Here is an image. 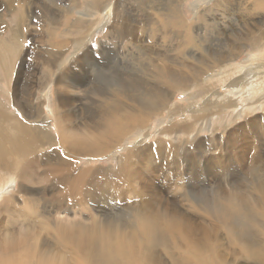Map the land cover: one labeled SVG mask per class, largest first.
Instances as JSON below:
<instances>
[{"label":"rangeland","instance_id":"1","mask_svg":"<svg viewBox=\"0 0 264 264\" xmlns=\"http://www.w3.org/2000/svg\"><path fill=\"white\" fill-rule=\"evenodd\" d=\"M69 1L0 0V151L10 152L0 159V242L37 235L49 243L61 223L80 226L90 210L122 224L120 214L134 202L196 221L209 208L221 212L235 195L250 210L264 204L252 184L264 181V117L254 119L264 113V91L249 97L233 87L254 84L264 71V23L253 22L257 1ZM133 113L145 121H133L120 136L105 133L113 116ZM17 126L21 136L12 133ZM26 127L42 138L37 148H20ZM100 141L103 150H83L82 143ZM125 165L142 175L136 187L157 192L156 200L140 199L124 179L117 199L94 187L80 198L70 193L77 171L112 176ZM21 167L27 175L16 172Z\"/></svg>","mask_w":264,"mask_h":264},{"label":"bare ground","instance_id":"2","mask_svg":"<svg viewBox=\"0 0 264 264\" xmlns=\"http://www.w3.org/2000/svg\"><path fill=\"white\" fill-rule=\"evenodd\" d=\"M93 1H95V0H93ZM256 1H257V4L256 5L254 4V6H256L254 8L258 12L253 14V15H255V19L253 22L255 23V25H256L257 21H259L258 24H263L264 22L261 21L262 19H264L263 0H256ZM69 2H71V1H69ZM10 4H11V2H10ZM70 6H71V4H70ZM255 9L253 11H255ZM23 18L24 17L21 16L20 20H22ZM256 19H257V21H256ZM251 27H253V26H251ZM253 29L257 30L258 27H254ZM261 37H258V40H259V38L261 39ZM254 43H256V42H254ZM49 44L51 45V43H49ZM254 46H255V44H254ZM47 52H49V51H47ZM176 52H177V50H176ZM229 52L232 53V51H229ZM263 53H264V51L261 52V54H263ZM52 55H53V53H52ZM55 56L53 58H55ZM59 57H60V55H59ZM262 60L263 59L260 58V59H256V60H252V61L259 63ZM253 66L254 65H252V67ZM257 67L260 68L259 64H257ZM254 69H255V67H254ZM159 72L160 71H158L156 73H159ZM164 72H161V74H159V77L162 80H165L166 78H168L167 77L168 74H165ZM260 74H262V75L259 76L258 78L256 77L257 79H255L254 84L245 85V83H240L238 85H234L233 87L238 88V90H239V91L237 90L238 92L236 91V93L237 94H240L242 92L244 94L247 93V95L249 97H255L257 95H260L261 89H263V91H264V88H262V86H264V71ZM157 81H159V80H157ZM175 81L176 80H174V79L171 80V82H173V83H175ZM176 84H177V82H176ZM251 87L254 88V90L250 91L249 89ZM70 90H72L71 87H70ZM59 91L61 92V90H59ZM253 91L255 92L254 95L251 94ZM155 92H157V91L155 90ZM162 92H159V93H162ZM152 94H154V93H152ZM163 94H164V92H163ZM154 96H157L156 93H155V95H152V99L154 98ZM62 101H63V99H62ZM128 102H129V100H128ZM43 104H44V102H43ZM159 109H161V108H159ZM113 113H115V112H113ZM248 115H250V113H248ZM142 116H143L142 113H141V115L136 114V113L128 114L126 117H123L121 119H117L116 116H113L110 119L112 121L109 122V123H111V125L110 126L108 125L109 128H107L105 130V133L108 135H111V136H115V137L120 136V135L124 134V132L127 129V126L130 127L133 124V121H138V120L139 121H142V120L145 121V115H144L143 119H142ZM146 116H150V114H146ZM262 117H264V113H262L258 116H255L254 119H258V121H259V119ZM254 119H248L247 121L246 120L245 121L247 122V125L249 123L252 125H255ZM70 123H72V122H70ZM93 123H95V122H93ZM2 124H3V120L0 118V125H2ZM64 126H65V124H64ZM69 126L71 127L72 124ZM253 127H255V126H253ZM94 128H96V127H94ZM250 128H252V127H250ZM64 129L65 128H63V131H64ZM82 129H84V128H82ZM66 130H68V128H66ZM72 130L74 131V129H72ZM78 130H80V129H78ZM68 132H69V130H68ZM74 132H76V131H74ZM74 132H72V133H74ZM87 132H89V131H87ZM12 133H14V135L21 136V132H20V129L18 128V126L16 127V131L15 132L13 131ZM26 133L27 134L25 135V137L22 141L23 145H20V148H22V149L25 148L24 145L29 146L31 148H37V146H38V144H40L42 138H41V140H39L38 137H36L37 136L36 134H38V133L35 134L28 127H26ZM76 134L79 135L78 132ZM246 134H248V132ZM81 135H83V133ZM141 136L143 138L147 137L145 134L141 135ZM71 137L73 138L74 136L72 135ZM71 137H70V139H69V137L67 138V136L64 137V138H66L65 140L69 141V142L67 141L68 144L71 143L70 141H72ZM79 138H81V136ZM84 138H88V137H84ZM82 139H83V136H82ZM88 139H90V137ZM101 139H103V138H101ZM112 139H115V138L113 137ZM117 139H119V138H117ZM196 139H197V137L194 136L193 140L188 139L189 141H187V142L192 143ZM98 140H100V139H98ZM86 141H87V139H86ZM101 141L97 144H95L96 143L95 141H93V142H95L94 144L82 143L83 147L86 146L85 148H83V150L84 151L87 150L86 152H90L91 154L94 152L101 151L104 149V148H101V146H102ZM108 141H110V140H108ZM3 142L7 143L6 138L3 139ZM140 143H142V141H140L139 144ZM249 144H250V142H249ZM249 144H247V145H249ZM254 144L255 143H253V145ZM69 146H72V145L70 144ZM71 149H72V147H71ZM74 150H77V149H74ZM24 152L25 151H23V153ZM82 153L84 154V152H82ZM9 154H10V152L8 151V148L1 150L0 151V159L4 161L5 157L8 156ZM77 155H78V153H77ZM14 156H17V155L14 154ZM143 156H147V155L145 154ZM235 156H238V155L235 154ZM235 156H234L235 160H240V158H237ZM16 160H17V158H16ZM130 160L132 162L133 158L130 157ZM143 161H144V159H143ZM146 161H148V160H146ZM30 162H31L30 159H29V162H27L25 164L22 163V161H21L19 166H21L23 164L26 166ZM130 165H132V163ZM70 166H71V164L69 165V167ZM14 167L15 166L12 163V165L9 167V169L12 171L14 169ZM136 167H137V165H136ZM56 168L58 171V167H56ZM16 169L17 168H15V170ZM60 169H63V168H60ZM131 169H133V168H131ZM131 171H133V172H131ZM16 172L17 173L21 172L23 175L24 174L27 175L26 173L28 172V167H26V168L21 167L20 170H18V171L16 170ZM100 172L96 168L90 169V170H85L82 172L77 171L76 175L73 176V178H72L73 181L69 184L70 185V193L74 197L80 198L81 195L78 193H81L83 191L85 192V190H87L89 187H94L98 191H101L102 192L101 194L107 192L106 194L117 199V198L121 197V194L118 193L117 189H119V188L123 189V188H121L123 186L119 187V182H120V180L124 179V181H123L124 186L125 185L131 186L133 193L136 196L140 197V199H144V198L146 199L147 195L149 196L150 199H153L155 196L157 197V192H155V191L150 193L147 190L145 191L142 187H141L142 189L138 188V186H139L138 183H139V179H140L139 177L142 175H140L138 173L136 174L135 170H129L128 166L123 167L122 169H119L118 172L114 173L112 176H110V174H107V173L104 174L105 172H102V171H100ZM139 172H141V174H142L141 170H139ZM98 177H99L100 181L96 180V178H98ZM147 177H149V176H147ZM141 179H143V178L141 177ZM146 183H144V185H146ZM137 184H138V186L136 187ZM252 184H253L254 189L255 190L257 189V191H258L257 195H255L256 199L257 200H260V199L264 200V181H262V183H256V182L253 183L252 182ZM129 190H131V189H129ZM148 190H149V188H148ZM142 191H145L144 192L145 197L143 196ZM86 193H90V192L88 191ZM135 195H133V196L136 197ZM85 197L87 198V195H85ZM208 198H209V196H208ZM247 198L249 200L252 199L249 197H247ZM130 200H132V199L130 198ZM147 200L148 199H146L144 201L147 202ZM200 200H202V199H200ZM242 200H240L239 195L232 196L231 198L227 199L228 204H227V206L222 207L223 210H221V212L214 211L213 209L209 208L207 211L208 217L200 216V218H201L200 221H196L192 218H188V216L184 217L183 215L174 216L171 214L172 213L171 211H165V210L161 209L160 207L154 208V206L153 207L151 206V208H150L149 206H147V207L137 206L138 208H136V204H134L135 202L132 203L133 201L131 203L135 207H133V209H130V210L126 209L125 211H123L125 213L120 214L121 218H124V217L126 218V220L124 219L125 221H123L122 224H119L118 222H109L106 215L102 214L101 212L99 213L96 210H92V211L90 210V211H88L86 216H83L82 223L80 224V226L72 225V224L66 225V224L61 223L58 226V228L55 227L57 229H54V227H52V228L50 227L49 229H52V230L54 229L56 231L53 230L55 232V234L49 233V235H51V237L55 239L54 241H51L49 243L41 244L39 236H37V235L29 236L28 234H27L28 235L27 237L21 236L20 238H17L16 240L7 239L5 241L0 242V264H246V263H243L240 261L242 259H245V260L249 259L253 262H258V263L264 264V204H260V206H257L253 210H250L249 208H244L242 206V204H241ZM213 201H214V199H213ZM80 204H82V203H80ZM191 209H193V208H191ZM197 210H198V208H197ZM187 211L189 213H191L190 210H187ZM187 211H185V212L187 213ZM193 211H194V209H193ZM169 212H171V213L169 214ZM199 213L200 212H198V214ZM178 215H180V214H178ZM122 216H124V217H122ZM83 219H86V221L83 222ZM60 222H65V221L63 220ZM46 229H48V228L46 227ZM29 232H31V231H29ZM21 238H23V239H21ZM252 263H250V264H252Z\"/></svg>","mask_w":264,"mask_h":264}]
</instances>
